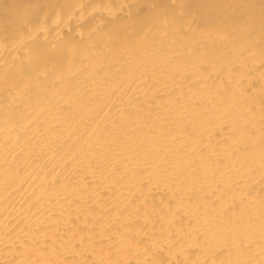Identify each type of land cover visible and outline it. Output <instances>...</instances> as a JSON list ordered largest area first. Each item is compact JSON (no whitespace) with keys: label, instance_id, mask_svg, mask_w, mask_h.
<instances>
[{"label":"bare ground","instance_id":"obj_1","mask_svg":"<svg viewBox=\"0 0 264 264\" xmlns=\"http://www.w3.org/2000/svg\"><path fill=\"white\" fill-rule=\"evenodd\" d=\"M0 264H264V0H0Z\"/></svg>","mask_w":264,"mask_h":264}]
</instances>
